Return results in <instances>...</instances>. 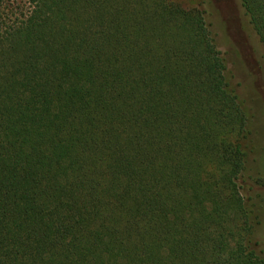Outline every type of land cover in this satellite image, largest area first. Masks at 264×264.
<instances>
[{
    "label": "trees",
    "instance_id": "16d2710c",
    "mask_svg": "<svg viewBox=\"0 0 264 264\" xmlns=\"http://www.w3.org/2000/svg\"><path fill=\"white\" fill-rule=\"evenodd\" d=\"M246 120L197 7L0 0V264H264Z\"/></svg>",
    "mask_w": 264,
    "mask_h": 264
},
{
    "label": "rangeland",
    "instance_id": "374dc122",
    "mask_svg": "<svg viewBox=\"0 0 264 264\" xmlns=\"http://www.w3.org/2000/svg\"><path fill=\"white\" fill-rule=\"evenodd\" d=\"M204 12L229 87L246 114L242 192L254 205L251 245L264 252V50L240 0H174Z\"/></svg>",
    "mask_w": 264,
    "mask_h": 264
}]
</instances>
